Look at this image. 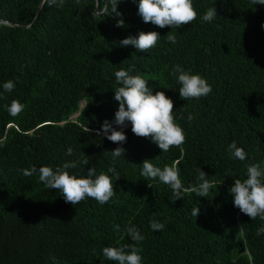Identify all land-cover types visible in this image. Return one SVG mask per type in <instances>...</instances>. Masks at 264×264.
<instances>
[{
    "label": "trees",
    "instance_id": "obj_1",
    "mask_svg": "<svg viewBox=\"0 0 264 264\" xmlns=\"http://www.w3.org/2000/svg\"><path fill=\"white\" fill-rule=\"evenodd\" d=\"M42 2L0 0V264H117L102 250L132 243L130 226L145 237L142 264H264V234H256L264 221L243 214L230 194L235 179L247 178V166L264 165V5L193 0L197 19L172 29L145 23L139 0H121L122 17L110 9L96 15L97 0H63V6L45 0L35 20ZM212 6L217 16L203 22ZM121 18L124 27H117ZM142 31L160 34L154 48L142 53L120 46ZM171 31L175 44L166 39ZM176 65L205 78L212 92L183 100L171 75ZM121 69H132L153 94L163 91L174 101L186 136L182 158L178 147L163 152L136 136L130 122L123 145L104 136L106 120L121 130L114 123L120 86L114 73ZM10 79L15 89L5 92ZM13 100L24 106L16 116L7 110ZM233 141L246 160L231 157ZM120 146L126 154L114 163L108 152ZM145 160L161 169L175 164L185 187L197 183L199 167L215 187L206 198L186 193L175 201L168 185L141 175ZM65 162H76L69 171L78 177L114 166L120 179L108 175L116 194L104 205L86 198L73 206L38 173L23 174ZM198 207L200 215L192 216ZM153 218L165 225L162 231L150 228Z\"/></svg>",
    "mask_w": 264,
    "mask_h": 264
},
{
    "label": "clouds",
    "instance_id": "obj_2",
    "mask_svg": "<svg viewBox=\"0 0 264 264\" xmlns=\"http://www.w3.org/2000/svg\"><path fill=\"white\" fill-rule=\"evenodd\" d=\"M46 2L49 6H63V0H46ZM120 2L121 0H107L106 10L110 9L111 16L115 14V16L122 17V13L118 11ZM251 2L255 5H264V0H251ZM138 14L145 23H151L159 28L171 27L172 29L191 24L198 16L193 0H139ZM216 16V6H212L206 10L202 20L210 22ZM116 26L124 27V20L119 19ZM160 38L158 32L145 33L142 31L138 36H129L123 39L120 46H132L137 52L146 53L156 46ZM166 39L169 43L175 44L176 34L171 31ZM131 71L132 69L127 71L121 69L114 73L116 82L120 85L114 90V100L119 104L118 110L115 112L114 123L121 130L117 131L113 124L106 120L102 125L104 136L113 143L123 145L127 141L123 129L130 122L131 130L136 136L151 139L163 152L169 151L172 147H178L182 158L183 148L181 145L185 143L186 136L183 128L176 123L174 101L168 98L163 91L153 94L149 82L141 75H130ZM171 75L181 85L179 94L185 101L198 100L212 92V88L205 78L186 71L180 65L174 67ZM15 86V82L10 79L3 84V89L5 92H12ZM23 107L18 100H13L7 110L10 115L16 116ZM193 119L194 117L189 114L187 117L189 124ZM228 151L233 159L244 161L247 158L245 150L238 147L235 141L229 145ZM72 153L73 149L69 147L66 154L71 156ZM108 153L115 163L117 159L125 156L126 149L120 146ZM81 163L87 166L89 161L85 159ZM76 167V162H65L55 170L49 166H42L39 169L32 166L31 169H24L23 174L32 176L38 173L39 180L47 188L59 190L65 202L73 206L86 198L94 199L100 205L107 204L116 194L112 177L108 173L115 176L116 180L120 179L116 168L110 166L107 172L97 174L95 167H92L87 170L86 176L78 177L69 171ZM141 168V175L146 178L145 180L158 178L161 183L168 185L173 192L175 201L184 198L186 193H195L198 197L206 198L210 189L215 187V183L210 181L207 174L199 167L196 169L197 183L189 187L182 184L179 169L175 164L165 165L161 169L154 166L151 161L145 160ZM246 177L244 180L235 179L230 189V194L234 197V206L252 220L259 217L264 221V165L256 163L247 166ZM149 187H152L151 184ZM191 215L198 217L200 208H193ZM164 227L165 225L155 218L150 221V228L153 231H162ZM115 230L119 231L120 226L117 225ZM126 231L132 243L120 247H104L103 255L107 260L117 262V264H142L143 249L139 245L145 237L134 226L128 227ZM239 231L243 232L244 226H241ZM256 234L258 236L264 234V226L258 228Z\"/></svg>",
    "mask_w": 264,
    "mask_h": 264
},
{
    "label": "water",
    "instance_id": "obj_3",
    "mask_svg": "<svg viewBox=\"0 0 264 264\" xmlns=\"http://www.w3.org/2000/svg\"><path fill=\"white\" fill-rule=\"evenodd\" d=\"M44 1H45V0H43L41 6H40L39 9H38V12H37V15H36L35 20L38 18L39 14H40V12H41V9H42V6H43V4H44ZM100 5H101V0H97V6H96V11H95V14H96V15H101V14L104 13V12L106 11V9H107V2H106V6H105L104 11L100 13ZM3 22L6 23V24H9V25H11V26H18V25H16V24L12 23V22H8V21H3ZM30 26H31V25H30ZM30 26H27V27H30Z\"/></svg>",
    "mask_w": 264,
    "mask_h": 264
}]
</instances>
